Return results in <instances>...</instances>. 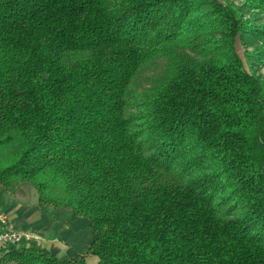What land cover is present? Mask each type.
Masks as SVG:
<instances>
[{
	"label": "trees",
	"instance_id": "trees-1",
	"mask_svg": "<svg viewBox=\"0 0 264 264\" xmlns=\"http://www.w3.org/2000/svg\"><path fill=\"white\" fill-rule=\"evenodd\" d=\"M257 64L264 0H0V187L85 217L96 264H264Z\"/></svg>",
	"mask_w": 264,
	"mask_h": 264
},
{
	"label": "crops",
	"instance_id": "crops-1",
	"mask_svg": "<svg viewBox=\"0 0 264 264\" xmlns=\"http://www.w3.org/2000/svg\"><path fill=\"white\" fill-rule=\"evenodd\" d=\"M0 213L17 229L36 236L29 245L46 247L61 258L85 255L88 264H96L97 257L87 253L94 238L88 220L83 216L72 217L66 207L39 205L37 192L30 184H22L13 192L0 187Z\"/></svg>",
	"mask_w": 264,
	"mask_h": 264
},
{
	"label": "rangeland",
	"instance_id": "rangeland-1",
	"mask_svg": "<svg viewBox=\"0 0 264 264\" xmlns=\"http://www.w3.org/2000/svg\"><path fill=\"white\" fill-rule=\"evenodd\" d=\"M234 4L240 3L242 0H229ZM255 10H250L248 13H245V18H252L254 16L253 14ZM259 43L256 40L253 39H247V41H240L239 37L235 40V48L238 52L240 58L242 59L244 66L246 69H248V65L246 63V58L244 55L245 51H252L255 47V45ZM164 65L163 59H157L153 61L151 64H149L139 75L137 79L138 89H142L144 86L150 85L152 83L153 79L158 76V74L161 72ZM256 74H259L260 76L264 77V64H257L253 67ZM85 218V217H84Z\"/></svg>",
	"mask_w": 264,
	"mask_h": 264
},
{
	"label": "built area",
	"instance_id": "built-area-1",
	"mask_svg": "<svg viewBox=\"0 0 264 264\" xmlns=\"http://www.w3.org/2000/svg\"><path fill=\"white\" fill-rule=\"evenodd\" d=\"M35 238L33 233L23 232L14 227L8 217L0 213V248L29 246Z\"/></svg>",
	"mask_w": 264,
	"mask_h": 264
}]
</instances>
